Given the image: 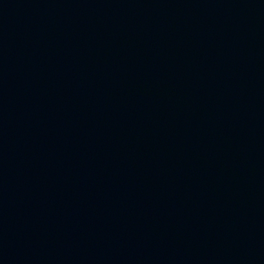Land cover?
<instances>
[{"label":"water","instance_id":"obj_1","mask_svg":"<svg viewBox=\"0 0 264 264\" xmlns=\"http://www.w3.org/2000/svg\"><path fill=\"white\" fill-rule=\"evenodd\" d=\"M0 264H264V0H0Z\"/></svg>","mask_w":264,"mask_h":264}]
</instances>
